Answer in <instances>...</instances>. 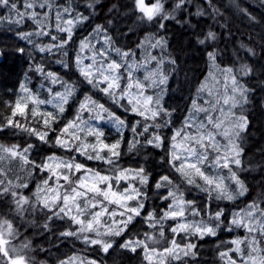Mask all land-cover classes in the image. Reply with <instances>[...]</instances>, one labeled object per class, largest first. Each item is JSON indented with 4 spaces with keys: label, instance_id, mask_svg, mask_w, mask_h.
Here are the masks:
<instances>
[{
    "label": "trees",
    "instance_id": "trees-1",
    "mask_svg": "<svg viewBox=\"0 0 264 264\" xmlns=\"http://www.w3.org/2000/svg\"><path fill=\"white\" fill-rule=\"evenodd\" d=\"M155 2H160L161 11L148 18L138 10L136 0H0V264H8L15 255L24 264H64L75 256L97 264H161L148 260L144 247L134 242L160 251L172 243L181 249L192 247L182 257L168 256L165 264L238 261L231 252L232 240L247 234L228 229L232 214L250 205L264 213V4L259 0H146ZM67 18L72 21L69 32L59 30ZM96 30L112 49L122 52L136 50L147 37L164 42L167 85L157 122L116 108L104 95V85L97 86L81 74L77 65L81 42L91 39ZM211 56L219 67L231 69L248 92L235 111L246 120L237 138L240 165L234 168L245 195L235 202L215 201L204 189L194 190L195 196L186 195L188 190L170 157L172 137L199 93ZM36 68L68 85L77 102L91 97L124 122L113 160L104 152L102 158L108 164L93 154L84 164L109 176L138 171L146 177L139 187V216L104 244L88 246L73 237L77 231L73 221L56 213L57 206L48 209L36 196L43 185L44 160L57 150L52 136L40 140L18 127L14 109L20 88ZM93 140L87 138L92 145ZM13 148L26 151L25 159L3 156ZM176 184L202 217L207 205L212 212L225 209L217 236L182 239V234L171 232L174 222L163 216L169 207L168 190ZM133 202L138 205V200ZM162 236V245L145 243ZM256 239L264 250V239ZM248 254L244 256L251 257Z\"/></svg>",
    "mask_w": 264,
    "mask_h": 264
},
{
    "label": "rangeland",
    "instance_id": "rangeland-1",
    "mask_svg": "<svg viewBox=\"0 0 264 264\" xmlns=\"http://www.w3.org/2000/svg\"><path fill=\"white\" fill-rule=\"evenodd\" d=\"M259 1L264 4V0ZM136 4L148 18H154L161 11L160 2L147 4L146 0H136ZM56 14L63 16L62 13ZM71 23L67 18L59 30L69 32L67 27ZM109 47V40L99 30L91 39L83 40L77 58L81 74L97 86L104 85V95L116 108L157 122L163 111L167 85L164 66L168 59L164 54V42L147 37L132 52ZM247 94L232 70L219 67L211 56L209 72L170 145L171 162L177 165L183 186L188 190L186 195L195 196L194 190L197 193L204 189L215 201L235 202L244 197L245 190L234 168L240 165L241 150L237 138L246 120L235 111L245 103ZM74 96L72 89L56 76L36 68L19 90L14 104L18 115L16 123L40 140L52 136V145L57 150L44 160L41 171L45 175L43 185L36 193L37 198L48 209L53 210L57 206L56 213H62L73 221L77 226L73 237L88 246L104 244L139 216L142 209L138 199L139 187L146 177L138 171H118L109 176L84 164L92 154L108 164L102 158L104 152L112 161L122 139L119 134L125 127L122 119L102 103L85 96L77 102ZM68 113L73 116L67 117ZM88 137L94 138V145L87 141ZM25 152L18 151V148L6 149L3 156L25 159ZM177 188L179 184L168 190L169 207L163 216V220L174 222L171 232L182 234V239L186 238L185 235L217 236L222 227L219 220L226 214L225 209L219 213L212 212L207 205L202 217L195 204L187 201L185 193ZM136 200L138 205L133 202ZM152 223L159 224V221ZM229 228H236L247 236L232 240L231 252L236 254L238 261L227 259L228 263L264 264V256L261 255L264 250L256 239H264V213L259 212L255 205L238 210L232 214ZM145 243L162 245L164 237L150 238ZM133 244L142 245L147 259L161 264H165L168 256L182 257L192 249L191 246L181 249L172 243L160 251L144 242ZM245 252L251 257L244 256ZM19 258L18 255L12 257ZM64 264L97 263L75 256Z\"/></svg>",
    "mask_w": 264,
    "mask_h": 264
},
{
    "label": "water",
    "instance_id": "water-1",
    "mask_svg": "<svg viewBox=\"0 0 264 264\" xmlns=\"http://www.w3.org/2000/svg\"><path fill=\"white\" fill-rule=\"evenodd\" d=\"M8 264H24L23 260L21 258L19 259H10L8 260Z\"/></svg>",
    "mask_w": 264,
    "mask_h": 264
}]
</instances>
